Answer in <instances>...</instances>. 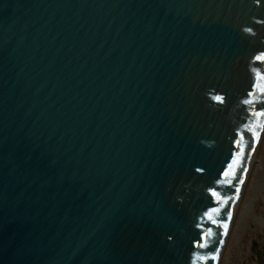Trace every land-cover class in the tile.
<instances>
[{
	"label": "water",
	"instance_id": "1",
	"mask_svg": "<svg viewBox=\"0 0 264 264\" xmlns=\"http://www.w3.org/2000/svg\"><path fill=\"white\" fill-rule=\"evenodd\" d=\"M263 129L264 0H0V264H217Z\"/></svg>",
	"mask_w": 264,
	"mask_h": 264
},
{
	"label": "rangeland",
	"instance_id": "2",
	"mask_svg": "<svg viewBox=\"0 0 264 264\" xmlns=\"http://www.w3.org/2000/svg\"><path fill=\"white\" fill-rule=\"evenodd\" d=\"M217 264H262L264 253V129Z\"/></svg>",
	"mask_w": 264,
	"mask_h": 264
},
{
	"label": "trees",
	"instance_id": "3",
	"mask_svg": "<svg viewBox=\"0 0 264 264\" xmlns=\"http://www.w3.org/2000/svg\"><path fill=\"white\" fill-rule=\"evenodd\" d=\"M262 264H264V253L262 254Z\"/></svg>",
	"mask_w": 264,
	"mask_h": 264
},
{
	"label": "bare ground",
	"instance_id": "4",
	"mask_svg": "<svg viewBox=\"0 0 264 264\" xmlns=\"http://www.w3.org/2000/svg\"><path fill=\"white\" fill-rule=\"evenodd\" d=\"M238 202H239V200H238ZM236 206H237V204H236ZM234 213H235V211H234ZM233 217H234V214H233ZM233 217H232V219H231V222H232V220H233ZM232 223H230V225H231Z\"/></svg>",
	"mask_w": 264,
	"mask_h": 264
},
{
	"label": "snow or ice",
	"instance_id": "5",
	"mask_svg": "<svg viewBox=\"0 0 264 264\" xmlns=\"http://www.w3.org/2000/svg\"><path fill=\"white\" fill-rule=\"evenodd\" d=\"M217 99H219V97H217Z\"/></svg>",
	"mask_w": 264,
	"mask_h": 264
}]
</instances>
